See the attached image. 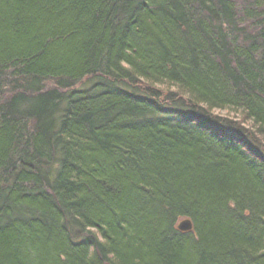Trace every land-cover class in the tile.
<instances>
[{"label":"trees","instance_id":"1","mask_svg":"<svg viewBox=\"0 0 264 264\" xmlns=\"http://www.w3.org/2000/svg\"><path fill=\"white\" fill-rule=\"evenodd\" d=\"M0 264H264V0H0Z\"/></svg>","mask_w":264,"mask_h":264},{"label":"rangeland","instance_id":"2","mask_svg":"<svg viewBox=\"0 0 264 264\" xmlns=\"http://www.w3.org/2000/svg\"><path fill=\"white\" fill-rule=\"evenodd\" d=\"M212 115L213 116H216V117H219V118H224V119H227L228 117H230L231 119L236 120L234 122H238L239 124H240V121H242V120L244 121V118H242V116H239L238 114L228 113L226 111H214L212 113ZM245 124L247 126L251 125V123L250 122H247V121H245ZM179 223H180V221H179Z\"/></svg>","mask_w":264,"mask_h":264},{"label":"water","instance_id":"3","mask_svg":"<svg viewBox=\"0 0 264 264\" xmlns=\"http://www.w3.org/2000/svg\"><path fill=\"white\" fill-rule=\"evenodd\" d=\"M176 228L182 234L192 233L193 223L189 219H183L178 223Z\"/></svg>","mask_w":264,"mask_h":264},{"label":"bare ground","instance_id":"4","mask_svg":"<svg viewBox=\"0 0 264 264\" xmlns=\"http://www.w3.org/2000/svg\"><path fill=\"white\" fill-rule=\"evenodd\" d=\"M192 223H193V222H192ZM176 229H177V228H176ZM193 231H194V226H193ZM193 231H192V232H193Z\"/></svg>","mask_w":264,"mask_h":264}]
</instances>
